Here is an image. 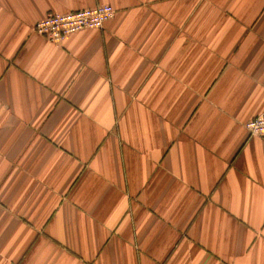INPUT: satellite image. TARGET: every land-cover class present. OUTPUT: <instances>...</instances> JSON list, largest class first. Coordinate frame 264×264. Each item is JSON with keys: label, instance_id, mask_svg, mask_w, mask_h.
<instances>
[{"label": "crops", "instance_id": "obj_1", "mask_svg": "<svg viewBox=\"0 0 264 264\" xmlns=\"http://www.w3.org/2000/svg\"><path fill=\"white\" fill-rule=\"evenodd\" d=\"M263 112L264 0H0V264H264Z\"/></svg>", "mask_w": 264, "mask_h": 264}, {"label": "built area", "instance_id": "obj_2", "mask_svg": "<svg viewBox=\"0 0 264 264\" xmlns=\"http://www.w3.org/2000/svg\"><path fill=\"white\" fill-rule=\"evenodd\" d=\"M115 15L110 4L67 13H49L40 19L34 30L55 43H61L68 35L85 29H101ZM250 135H264V112L245 124Z\"/></svg>", "mask_w": 264, "mask_h": 264}]
</instances>
